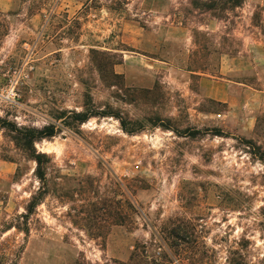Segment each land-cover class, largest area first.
I'll return each instance as SVG.
<instances>
[{
  "label": "rangeland",
  "instance_id": "1",
  "mask_svg": "<svg viewBox=\"0 0 264 264\" xmlns=\"http://www.w3.org/2000/svg\"><path fill=\"white\" fill-rule=\"evenodd\" d=\"M206 1L0 0V264H264V0Z\"/></svg>",
  "mask_w": 264,
  "mask_h": 264
},
{
  "label": "trees",
  "instance_id": "2",
  "mask_svg": "<svg viewBox=\"0 0 264 264\" xmlns=\"http://www.w3.org/2000/svg\"><path fill=\"white\" fill-rule=\"evenodd\" d=\"M245 0H208L203 4L196 2V5L204 6L207 11L214 12L218 9L226 10L236 9L243 5ZM86 119H83L81 122H85ZM5 122L3 118H0V130L5 126L1 125V123ZM15 136L14 139L19 146H21L31 157L33 161L36 162L37 167L35 170L36 177L42 183V187L39 191L32 195L31 201L27 207V213L24 215V219L28 220L32 215L36 213V209L39 204L42 202L45 192L43 191L44 185L46 183V171H47V159L48 155L46 153H40L37 151L35 144L37 142H41L45 139H52L56 137L57 131L54 125L45 126L41 129L33 128V127H23L18 128L14 127ZM19 229V228H18ZM27 234V229L24 230ZM112 264H162L158 263V260L148 261L144 258H139L137 255L130 259L129 262H121V261H112ZM164 264V263H163Z\"/></svg>",
  "mask_w": 264,
  "mask_h": 264
}]
</instances>
